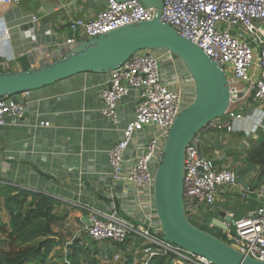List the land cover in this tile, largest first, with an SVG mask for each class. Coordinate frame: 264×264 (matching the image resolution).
I'll use <instances>...</instances> for the list:
<instances>
[{
  "label": "crops",
  "instance_id": "0c3cea01",
  "mask_svg": "<svg viewBox=\"0 0 264 264\" xmlns=\"http://www.w3.org/2000/svg\"><path fill=\"white\" fill-rule=\"evenodd\" d=\"M106 1L21 0L17 5L0 6V70L24 71L61 57L73 45L69 22L94 17ZM33 17L39 20L33 22ZM162 73L172 79L168 65L163 64ZM107 78L81 74L15 96L14 100L24 104V119L18 125L0 127V202L20 191L52 198L56 220L51 230L53 239L64 243L56 249L63 253L75 239L87 236L92 212L99 216L114 212L141 224L135 191L113 180L106 153L133 119L136 97L132 93L121 101L114 129L100 114L99 93ZM235 86L240 99L230 107L235 117L224 118L231 130L207 126L197 137L201 153L215 169L235 174L247 170L242 177L247 187L238 182L223 187L213 206L201 210L203 223L220 211L238 220L262 203L254 192L264 185V108L245 95L243 84ZM40 122L49 126L41 127ZM149 132L141 133L140 144ZM9 220L7 210V225ZM144 247L139 238L128 243L134 264H144ZM119 256L124 258L118 249L114 259Z\"/></svg>",
  "mask_w": 264,
  "mask_h": 264
},
{
  "label": "built area",
  "instance_id": "2783aa9c",
  "mask_svg": "<svg viewBox=\"0 0 264 264\" xmlns=\"http://www.w3.org/2000/svg\"><path fill=\"white\" fill-rule=\"evenodd\" d=\"M160 21L172 27L179 36L195 44L216 62L230 84V107L240 101L235 84L245 86V95L264 108V0H162ZM21 0H0V6L17 5ZM155 9L144 7L139 1L107 0L104 8L88 20L69 22L74 46L108 34L119 28L151 22ZM39 19L32 18L33 22ZM8 35V30H4ZM71 46V47H72ZM169 59V60H168ZM173 56L140 51L124 65L108 74L99 93L100 114L111 127L117 128V108L121 101L134 93L136 105L133 119L121 130L122 138L107 153L110 173L115 182L131 186L135 191L140 213L137 224L116 213L99 216L92 212L86 228L87 236L97 242L124 243L129 237L145 243L144 264L158 254L169 255L180 264H211L205 258L188 254L159 238L155 231L153 203L154 172L162 155L166 135L180 112L188 106L190 96L184 91L178 75L172 80L163 76L165 61L173 65ZM28 93V92H27ZM26 93V94H27ZM0 98V127L18 125L24 119L22 102ZM234 118L230 108L225 116ZM224 117L207 126L231 130ZM41 127L49 126L40 122ZM206 126V127H207ZM149 129L147 139L139 143L141 133ZM237 185L236 174L227 169H215L200 150L197 135L184 152L183 196L186 217L201 218V210L213 206L223 187ZM261 207L235 220L229 230L221 234L228 244L253 259L264 261V185L254 192ZM233 231L235 237L230 235ZM158 235V237H157Z\"/></svg>",
  "mask_w": 264,
  "mask_h": 264
},
{
  "label": "water",
  "instance_id": "95a60500",
  "mask_svg": "<svg viewBox=\"0 0 264 264\" xmlns=\"http://www.w3.org/2000/svg\"><path fill=\"white\" fill-rule=\"evenodd\" d=\"M136 1L155 9L151 22L80 40L61 57L32 69L0 72V98L36 91L81 74L108 75L140 51L170 53L181 62L192 81L194 97L171 125L154 172L153 203L162 240L188 254L205 258L211 264H264V261L242 254L222 239L199 229L186 217L183 196L185 148L208 124L226 115L230 108V84L216 62L160 21L162 0ZM246 171L236 174L237 182L244 188L247 186L242 177ZM214 216L207 218L205 223L219 234L229 230L235 222L224 211L214 213ZM230 235L235 237L233 231Z\"/></svg>",
  "mask_w": 264,
  "mask_h": 264
},
{
  "label": "trees",
  "instance_id": "16d2710c",
  "mask_svg": "<svg viewBox=\"0 0 264 264\" xmlns=\"http://www.w3.org/2000/svg\"><path fill=\"white\" fill-rule=\"evenodd\" d=\"M4 207L10 220L8 225L0 221V264H134L133 256L127 251L133 236L122 244L97 242L84 236L75 239L65 253L56 250L64 243L53 239L51 225L56 218L54 200L50 197L20 191L16 196H6ZM216 234L217 238H223L222 234ZM118 249L124 258L114 262ZM172 259L158 254L148 264H171Z\"/></svg>",
  "mask_w": 264,
  "mask_h": 264
},
{
  "label": "rangeland",
  "instance_id": "374dc122",
  "mask_svg": "<svg viewBox=\"0 0 264 264\" xmlns=\"http://www.w3.org/2000/svg\"><path fill=\"white\" fill-rule=\"evenodd\" d=\"M154 52L156 54H158V53L159 54H162V53L165 54L166 53V51H163V50H158V51H154ZM171 61L173 62V65H171L169 61H165L164 64L168 65V69H170V72H171V74L173 76L174 75H178L179 78L181 79V81L183 82L184 91L190 96V102H189V104H190L192 102V100H193V97H194L193 83L190 80L189 76L187 75L184 67L181 64V62L174 56H173V60H171ZM5 197L6 196H4V199L0 202V221H1L2 224H7V210L4 208ZM191 223L193 225H195L196 227H198L199 229H202V230H204L206 232H209V233L217 236L216 232L212 231L210 228H208L206 226L205 223H203V219L202 218L194 219V220L191 221ZM154 224H155L154 225L155 226V231L158 232V233H161L159 225L157 223V220H155ZM0 238H1V235H0ZM222 240L224 242L228 243V241L226 239L222 238ZM119 261H121V256H119L118 258H116L114 260V262H119ZM171 264H173L172 261H171Z\"/></svg>",
  "mask_w": 264,
  "mask_h": 264
},
{
  "label": "bare ground",
  "instance_id": "6f19581e",
  "mask_svg": "<svg viewBox=\"0 0 264 264\" xmlns=\"http://www.w3.org/2000/svg\"><path fill=\"white\" fill-rule=\"evenodd\" d=\"M208 261V260H207Z\"/></svg>",
  "mask_w": 264,
  "mask_h": 264
}]
</instances>
